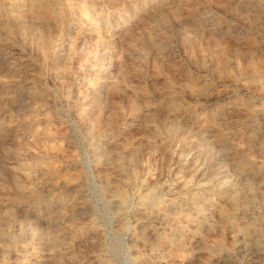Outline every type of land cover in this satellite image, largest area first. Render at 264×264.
<instances>
[{
  "label": "rangeland",
  "instance_id": "obj_1",
  "mask_svg": "<svg viewBox=\"0 0 264 264\" xmlns=\"http://www.w3.org/2000/svg\"><path fill=\"white\" fill-rule=\"evenodd\" d=\"M0 264H264V0H0Z\"/></svg>",
  "mask_w": 264,
  "mask_h": 264
},
{
  "label": "bare ground",
  "instance_id": "obj_2",
  "mask_svg": "<svg viewBox=\"0 0 264 264\" xmlns=\"http://www.w3.org/2000/svg\"><path fill=\"white\" fill-rule=\"evenodd\" d=\"M223 219L225 222H228L230 220L229 214H227V213L223 214Z\"/></svg>",
  "mask_w": 264,
  "mask_h": 264
}]
</instances>
